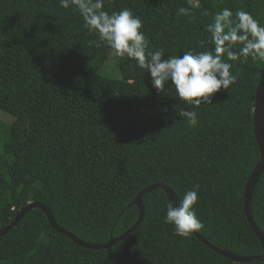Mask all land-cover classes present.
Returning <instances> with one entry per match:
<instances>
[{"label":"trees","instance_id":"obj_1","mask_svg":"<svg viewBox=\"0 0 264 264\" xmlns=\"http://www.w3.org/2000/svg\"><path fill=\"white\" fill-rule=\"evenodd\" d=\"M123 8L141 19L149 50L162 49L163 58L214 51L207 25L223 8L264 24V0H105L109 14ZM97 44L59 0H0V228L40 203L65 231L105 244L136 221L129 206L136 194L163 183L179 202L187 190L198 192L199 233L210 243L261 253L243 192L259 159L252 110L264 62L225 56L236 82L197 108L170 85L158 93L135 61L107 63L112 49ZM182 110L196 111L197 126H187ZM168 203L162 189L147 192L139 225L99 249L76 244L30 208L0 235V264H264L236 262L194 234L176 235L165 223ZM250 213L264 232V169Z\"/></svg>","mask_w":264,"mask_h":264},{"label":"clouds","instance_id":"obj_2","mask_svg":"<svg viewBox=\"0 0 264 264\" xmlns=\"http://www.w3.org/2000/svg\"><path fill=\"white\" fill-rule=\"evenodd\" d=\"M59 4L79 13L83 27L96 34L97 46L107 45L116 57L133 60L138 68L146 69L158 93L165 92L166 85H170L180 100L197 108L202 103L211 104L215 93L227 90L236 82L238 76L232 73V64L224 59L225 56L228 61L252 57L264 62V24L243 10L233 13L230 8H223L207 25L214 51L194 53L189 49L182 56L163 58L162 49L149 50V41L140 31L142 21L130 9L109 14L104 10L105 0H59ZM186 11L179 9L181 14ZM179 116L185 118L189 127L198 124L194 110H182ZM197 201L198 192L187 190L178 207L171 202L167 204L165 223L174 226L176 235L190 238L193 232L203 228L194 208Z\"/></svg>","mask_w":264,"mask_h":264},{"label":"water","instance_id":"obj_3","mask_svg":"<svg viewBox=\"0 0 264 264\" xmlns=\"http://www.w3.org/2000/svg\"><path fill=\"white\" fill-rule=\"evenodd\" d=\"M259 73H260L259 80H258L256 90H255L254 104H253V110H252L253 112V115H252L253 116V132H254L255 141H256V144L259 150V159L255 167L251 171L250 175L248 176L247 181L244 186L243 210H244L245 217H246V220L250 228L255 233L259 243L261 244L262 251L261 253L256 254V255H250V256L238 255V254L232 253L228 250H224V249H221L213 245L205 237H203L199 232H193V234L200 241H202L206 246H208L213 251L233 261L241 262V263H250V262L264 260V232L261 231L258 228V226L255 224L254 220L252 219L251 213H250V202H251L253 190L264 169V64L262 68L260 69ZM155 189H162L167 199L169 200V202L173 203L174 206H177V207L179 206V200L176 194L166 184L155 183V184L144 187L142 190H140L136 194L134 199L129 204V206L135 205L138 210V217L136 221L134 222V224L129 229H127L124 233L120 234L117 237H113L112 235H110L109 241L106 242L105 244H89V243L83 242L82 240L78 239L71 233L65 231L57 224L50 210L46 206L40 203H28L24 208H22L20 211L17 212L13 220L7 226L0 228V235L6 233L10 228H12L28 209L33 208V207H39L44 211L46 218L48 222L50 223V225L58 232L72 239L73 242H75L76 244L82 247H85V248H92V249L108 247V246H111V244L114 243L115 241L124 238L128 233H130L132 230H134L139 225V223L142 220L143 213H144L143 196L147 192H150Z\"/></svg>","mask_w":264,"mask_h":264},{"label":"rangeland","instance_id":"obj_4","mask_svg":"<svg viewBox=\"0 0 264 264\" xmlns=\"http://www.w3.org/2000/svg\"><path fill=\"white\" fill-rule=\"evenodd\" d=\"M115 59H116V56L114 55V50H112L111 56L107 63H112L114 62ZM112 75L116 76V74H112Z\"/></svg>","mask_w":264,"mask_h":264}]
</instances>
